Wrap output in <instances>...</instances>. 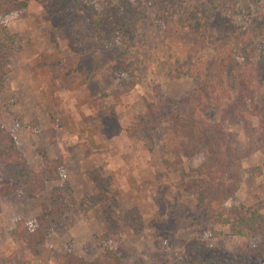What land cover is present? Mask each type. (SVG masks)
Segmentation results:
<instances>
[{
  "label": "rangeland",
  "instance_id": "1",
  "mask_svg": "<svg viewBox=\"0 0 264 264\" xmlns=\"http://www.w3.org/2000/svg\"><path fill=\"white\" fill-rule=\"evenodd\" d=\"M9 1L22 9L2 19L16 46L0 95V135L13 137L18 158L0 165L8 195L0 200V264H61L70 255L92 263L104 249L121 264H264L263 237L235 236L200 204L194 183L212 180L202 174L212 172L206 155H168L173 124L149 123L152 106L198 93L201 82L184 66L219 60L214 45L228 42L224 51L234 54L235 42L240 63L259 62L264 0H128L134 28L104 43L71 3L54 12L57 0ZM78 1L101 10L99 0ZM191 17L204 27H185ZM232 95L237 111L248 110L247 123L223 120L224 105L207 112L242 158L233 170L241 182L222 205L264 216V102L258 108L249 95ZM184 109L187 117L192 108ZM231 171L224 183L233 184ZM47 206L60 212L42 232ZM25 232L30 244H16ZM35 237L45 241L33 245Z\"/></svg>",
  "mask_w": 264,
  "mask_h": 264
},
{
  "label": "trees",
  "instance_id": "2",
  "mask_svg": "<svg viewBox=\"0 0 264 264\" xmlns=\"http://www.w3.org/2000/svg\"><path fill=\"white\" fill-rule=\"evenodd\" d=\"M99 1L101 10H98L94 4H82L78 0H57V5L53 6L52 9L55 12L58 7L60 11H63V8H67V5L71 3L72 9L70 10L81 9L86 11L92 27L99 33V41L103 43L105 42V38L110 37L112 33L118 30H129L127 28L128 25L131 26V29L134 28L131 25L130 17L125 16V14L133 13V10H130L132 5L128 0ZM21 6V4L12 3L9 0H0V95L4 92L12 73L11 60L16 46L15 36L9 33L2 19L11 13L19 12L22 9ZM59 6L62 7L60 8ZM118 23L119 29L115 27ZM184 26L197 27L199 29L204 27L201 26L199 18L195 17H191ZM227 44L228 42L214 45L218 55L221 56L219 60L208 63H202L200 60H197L194 63L195 65L189 64L184 66V68L193 69V76L201 82L198 93L185 103L175 104L171 103V101L170 105L161 104L155 107L152 106L149 111L153 118L149 123L157 125L156 127L161 126L163 123L173 124L174 130L171 132L166 149L168 155L180 161L183 156L191 159L199 154L206 155L204 167L209 168L212 172L208 174L206 171H203L202 174L203 176L208 175L212 180L206 181L205 178H202L197 183H194L200 190V204L208 208L221 224L233 226L235 236L256 240L261 237L264 238V216L259 208L240 210L234 207L230 212L223 208L222 201L225 203V200L233 198L237 190L236 188H238L241 182V175L233 172V170L238 169L242 158L233 152V143H231L229 135L225 133L222 134L223 137L218 136L219 134L217 135L220 127L216 125V117L207 115V112L211 108L223 107L224 105L223 120H226L227 116L232 115L233 119L235 118L237 121L240 120L242 123L244 121L247 123L248 118L245 114H248V110L246 112V107L237 111L236 101H229L233 98V93L240 95L239 99L242 101L251 93L249 100L255 103L256 107H262V100L264 102V55L260 54L258 56L259 62L240 63L238 61L240 57L239 46L233 42V54V52L224 51V49L227 50ZM223 77L226 78L225 82H223ZM213 80L217 81L216 86H212ZM187 105L191 106L192 110L187 117H182L181 112H185L184 108ZM195 105L197 106L195 107ZM262 108H264V104ZM1 110L2 108L0 107V117L5 114ZM160 111L163 112L162 115H160ZM220 111L222 112V108ZM204 114L206 115L203 117ZM210 122L212 123L210 124ZM246 123L244 124L245 126ZM13 141V137L6 135L5 130H2L0 135V165L14 164L17 160L18 157L14 153H11V150L16 149ZM7 143L10 144L9 149L6 147ZM224 144L227 148H225ZM215 164L224 165V169H221V171L217 170L215 173L212 170ZM227 170H232L230 183L233 184L224 183V178L229 174ZM3 191L5 190L2 187L0 189V200L8 196L7 194L4 195ZM58 212H60L58 208L51 213L49 207H46L45 214L40 220L42 232H46L48 227L55 222ZM62 213H65V211L63 210ZM20 226L23 228V225ZM14 239L15 242L22 239L23 242H28L29 244L31 241V237L27 232H25V237L19 233L17 239L15 237ZM43 241H45L43 237H35L32 244L36 245L38 243L41 245ZM262 246L264 247V244ZM60 261L61 264H121L113 251L109 249H104L101 258L92 263L80 260L75 255H70V257H65Z\"/></svg>",
  "mask_w": 264,
  "mask_h": 264
}]
</instances>
